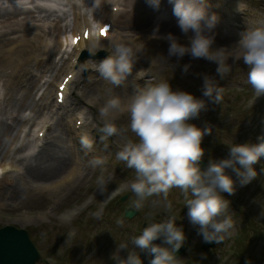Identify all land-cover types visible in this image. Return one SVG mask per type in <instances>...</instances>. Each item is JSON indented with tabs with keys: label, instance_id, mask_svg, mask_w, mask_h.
<instances>
[{
	"label": "clouds",
	"instance_id": "1",
	"mask_svg": "<svg viewBox=\"0 0 264 264\" xmlns=\"http://www.w3.org/2000/svg\"><path fill=\"white\" fill-rule=\"evenodd\" d=\"M131 11L136 0H129ZM154 11H159L162 0H145ZM172 6V15L180 32L186 37L168 33L163 36L168 44L166 59L175 58L177 65L187 55L191 60L204 59L216 65V74L230 70L228 61H242L247 67V83L256 98L264 96V27L241 33L230 46L214 47L215 29L220 22L218 14L209 11L206 0H167ZM107 26H105L106 29ZM158 32L154 29L153 36ZM136 52L125 43L116 44L112 54L98 62L96 71L113 85H120L133 72ZM191 63L184 64L181 72L187 74ZM220 88L204 76L201 96L183 90H173L168 81L137 92L127 104L128 128L136 139H129L117 153V159L135 171V180L130 187L140 208L147 197L163 193L165 198L172 188H180L185 194V207L189 223L205 243H219L234 229L231 201L237 188L256 180L255 169L264 159V135L257 142L232 143L225 158L210 159L206 168H201L205 155L202 142L212 134V127H199L190 121L198 119L209 105L220 100ZM119 97L108 100L101 108V116L120 110ZM101 131L107 137L118 133L114 122H106ZM85 148L91 144L83 141ZM264 174V168H260ZM166 207L171 211L172 204ZM184 226L177 224L174 215L147 224L132 244L138 251H128L121 244L113 254L114 264H144L140 253L151 257L148 264H177L176 253L186 242ZM160 241L159 244L154 243ZM127 250L126 258L119 255Z\"/></svg>",
	"mask_w": 264,
	"mask_h": 264
},
{
	"label": "rangeland",
	"instance_id": "2",
	"mask_svg": "<svg viewBox=\"0 0 264 264\" xmlns=\"http://www.w3.org/2000/svg\"><path fill=\"white\" fill-rule=\"evenodd\" d=\"M234 2H239L248 7V20L255 24L260 21L264 10L256 0H234ZM119 27L126 31L130 27L142 29L140 23L134 21L126 25L123 22ZM2 50L0 48V51ZM160 59L165 61H162L157 68L154 69L151 64L149 69H146L147 81L150 82L136 87V93L153 87L162 81H168L173 90H183L199 97L204 76H209L214 82H222L223 84L220 91L222 101L212 105L207 111L201 112L199 118L194 121V124L202 127L201 122L204 119L209 121L210 118L224 117L228 119L225 125L212 128L213 132L204 145L205 155L202 161L208 163L210 159L225 158L228 147L232 143L243 144L250 141L256 134L259 117L263 110L256 109L248 114L243 111V100L250 95V85L247 83V67L242 61H237L228 72L217 75L216 65L204 59H201L203 62L201 65H196L192 60L190 61L187 55L179 62V65H177L175 58L168 60L162 56ZM188 63H191L189 71L192 74L181 72L182 66ZM80 68H83V65H80ZM90 72L93 70L90 69ZM44 81L45 78H42L41 84ZM85 84L88 87H84ZM75 85L77 87L74 86L73 93H80L83 90L82 100L88 96L99 100L98 103L100 104L97 106V110H101L106 102L113 97H119L122 105H127L133 92L128 87L127 81L122 87L114 88L115 85L100 75L92 78L80 76ZM69 98V100L73 99L72 95ZM106 122H114L120 131L111 137L101 133L102 137L100 136L98 141L100 143L95 146V155L100 159L101 157L106 159L102 168L108 167L107 172L114 175L112 184L114 187L120 182L129 180L130 174L128 172L133 170L127 168L123 161L117 159L116 154L129 139L135 140L136 137L128 128L129 116L118 117L113 120L101 116L98 120L100 126ZM106 138L108 142L105 141ZM106 144L109 147L105 153H102ZM118 163L123 165V168L118 166ZM254 167L258 176L248 191L245 190V186L238 187L233 196L229 197L224 194L231 201V210L235 213L233 215L234 229L207 252L202 251L201 242L203 240L197 235L196 229L189 221L179 222L185 205V194L176 187L169 190L166 198L161 193L152 196L149 201L144 200L140 208L135 206L136 216L132 220H124L119 225L116 221L120 213L117 211L115 202L105 208L106 215L98 211L101 206L96 202L88 210L80 212L73 220L71 227H68L61 220L65 215L64 211H58L50 218H45L40 214L41 206L43 203H47V198L38 201L31 200L24 194H15L11 198L12 203L10 202L9 206H7V200H4L6 198L3 199L4 202L0 201V230L7 226L25 230L42 258L36 264H113L112 256L119 250L122 243L127 245L129 251L131 247H135L132 244V238L138 236L145 225L159 222L171 214L176 217L178 225L184 226L187 237L184 244L186 252L178 258L180 260L177 261V264H264V228L261 227V223H264V174H260V168H264V161L261 160ZM105 173V170L99 171L98 168H94L91 181L84 182L71 192L66 207L77 204L94 186L93 180ZM11 179L13 178L2 180L0 190L11 187L14 183V180L10 182ZM136 200L137 197L133 194L124 202V205L132 206V203L135 205ZM234 200L236 207L233 204ZM168 202L172 204L171 211L166 207ZM24 210L25 213H22ZM248 223L250 226H247ZM69 231H74V238L69 239ZM127 250H120L119 255L123 258L127 254ZM140 256L144 264H148L149 259H151L144 253H140Z\"/></svg>",
	"mask_w": 264,
	"mask_h": 264
},
{
	"label": "bare ground",
	"instance_id": "3",
	"mask_svg": "<svg viewBox=\"0 0 264 264\" xmlns=\"http://www.w3.org/2000/svg\"><path fill=\"white\" fill-rule=\"evenodd\" d=\"M122 4L126 8H130V11H128L130 15L125 17V24H130L134 21L136 23H140L142 28L151 26L153 29H156L158 27V32L162 33L164 36L168 33H172L174 35L175 33L180 32V29L176 26L170 29V25L172 24L170 21L167 23H156L152 21L157 14H164L166 11L168 13L172 12V6L167 3V0H162L159 11H154L145 3V0H136L133 11H131L129 0H122ZM63 6L70 7V11L72 12L73 16V22L76 23V11L80 12V7L74 0H66L65 5ZM103 9L104 5L102 4H99V7L96 6V9L93 11V18L96 17L95 15L98 13L99 16L105 18ZM65 14L66 12L62 14V17H59L48 13V16H54L55 20L58 21V26L54 29L52 37L53 35H57L56 37H58L62 33L66 32L65 26H67V24H62L67 19ZM126 14L127 13L124 15ZM124 15L120 16L116 23H118L124 17ZM15 16L16 15H14L13 12H6L0 9V25H7L5 34L0 35V38H2L0 39V48H6V45L11 41L7 34L13 35L14 31L18 29V25L12 24V21L16 19ZM84 16L85 15L82 14V17ZM21 20L22 21L20 23L26 21V19ZM221 21L222 20L220 19V22L215 29L216 38L227 40L231 38L235 32L232 29L231 33L225 34L222 30L223 22ZM44 37L46 38V36ZM111 37L113 38L114 36ZM182 37V42H186V37L183 35ZM119 38H113V43H118ZM51 39H54V37ZM26 40L27 39L25 38L24 41H17L13 46L20 42H26ZM37 45H43L42 37H38ZM130 45H133L132 42ZM44 49H46V47H44ZM5 50H2L1 52L3 55H0V83L2 87V93L0 94L1 162L7 160L4 158H8L13 153L11 148L15 145L16 141L20 137V133L18 134L17 132L19 131L18 129L28 125L39 113L41 114L42 110L44 109L42 107V102H45V99L48 97L52 82L49 81L50 84L44 83L43 87H39V79L43 77L41 75L55 74L53 76L54 78L52 77L55 79L60 71V69H58L54 63H46V58H44L42 55L35 57V62L33 65L27 64L26 60H29L31 56L29 55L27 58H24L25 55H22V53L24 50H27L25 47L21 50H16L14 47L10 48L8 51ZM158 53H162L161 49H154L150 55V58L154 57V55H157ZM48 58L49 57H47V59ZM40 60L44 62V67L37 71L36 74L30 73L28 69L38 66ZM21 62H25L28 68L23 69ZM26 76H29V78ZM24 77L25 79L23 81L19 82L12 88L14 81L21 80ZM41 88H44V90L40 94L38 101H36L34 98V93L41 91ZM55 127V133H53L50 138L51 141L49 143V148L43 149L38 155H36L34 161L31 162L28 160L25 163V159L23 157L16 158L17 162H24L25 169L24 174L22 175L23 177L11 174L2 178L6 179L7 177L11 176L14 179V183L11 187L0 190V201L4 202V200H7L12 203L11 198L14 197L15 194H24L31 200L40 201L41 199L50 195L49 190L59 193L63 189L57 188L56 185L51 187V185L65 174V171L68 169L69 165H71V163L77 158V154L71 145L72 142H69L67 139L64 125L60 119L55 121ZM26 144V140L23 139L21 144L15 148V152L22 151L26 147ZM4 165L6 164L4 163ZM51 179L53 180L50 182ZM60 180L61 179H59V181Z\"/></svg>",
	"mask_w": 264,
	"mask_h": 264
},
{
	"label": "water",
	"instance_id": "4",
	"mask_svg": "<svg viewBox=\"0 0 264 264\" xmlns=\"http://www.w3.org/2000/svg\"><path fill=\"white\" fill-rule=\"evenodd\" d=\"M203 166L201 164V168ZM133 214L129 211L127 217L130 218ZM211 245L212 243L206 244V247ZM175 255H179V252ZM37 259L36 249L24 231L13 228L0 230V264H34Z\"/></svg>",
	"mask_w": 264,
	"mask_h": 264
},
{
	"label": "snow or ice",
	"instance_id": "5",
	"mask_svg": "<svg viewBox=\"0 0 264 264\" xmlns=\"http://www.w3.org/2000/svg\"><path fill=\"white\" fill-rule=\"evenodd\" d=\"M106 33H107V29H105V28H102L101 29V35H106ZM65 83H67V81H65ZM62 90H63V85L61 86V100H62Z\"/></svg>",
	"mask_w": 264,
	"mask_h": 264
}]
</instances>
